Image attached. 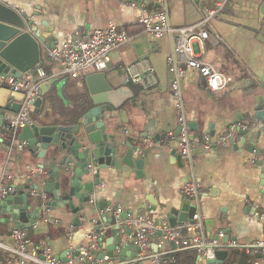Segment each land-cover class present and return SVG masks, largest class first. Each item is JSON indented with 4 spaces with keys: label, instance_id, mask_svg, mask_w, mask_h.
<instances>
[{
    "label": "crops",
    "instance_id": "0c3cea01",
    "mask_svg": "<svg viewBox=\"0 0 264 264\" xmlns=\"http://www.w3.org/2000/svg\"><path fill=\"white\" fill-rule=\"evenodd\" d=\"M218 1L200 0L195 4L192 0H166L162 5L158 0H142L141 6L133 8L130 3L135 2L130 0H5L19 14L34 21L41 32L48 31L53 46L70 40L77 30H104L113 26L135 34L130 42L111 52L103 75L113 90L125 87L129 90L125 95L131 94V98L108 115L106 132L118 143L129 142L138 149L134 158L140 160L141 171L138 176L130 173L125 177L112 169L100 172V184L93 186L95 204H83L76 212L68 206H56L47 207L44 214L42 204L29 205L20 228L11 221L8 212L19 206H7L0 214V264H31L22 262L16 253L17 246L10 234L16 228L24 231L32 245L45 244L53 258L59 261L75 258L73 264H79L76 255L88 245V236L96 222L103 226L112 220L110 227H113L112 211L116 208L130 217L144 216L156 223L166 222L170 227L180 226L183 223L171 211L181 212L186 200L181 188L190 182L199 186L198 211L202 217V230L194 231L190 238L199 237L208 243L222 229L229 236L228 241L235 243L222 264H264V248L262 252L252 249L264 244V177L260 170L264 161L258 153V150L264 152V126L255 118L257 104L260 101L264 104V17L259 16L263 0H227L207 27L206 59L218 72L232 79L228 90L211 92L198 74L178 66L184 70L180 81L183 114L188 125L193 124V131L189 129L195 141L191 162L182 159L175 162L172 155H179L176 144L167 138L178 130V111L170 89L173 73L166 64L172 53V40L168 35L155 40L140 33V29L134 31L140 27V17L153 15L162 7L171 27L192 25ZM48 45L40 46L38 66L52 77L45 82L48 85L40 96L41 104L37 110L32 108L30 118L40 126L70 124L88 103L85 79L92 74L74 79L60 74L47 58ZM142 57L150 61L158 79L157 86L147 91L130 84L123 70ZM8 103L14 104V99ZM230 131L231 135L222 144L220 137ZM145 133L148 134L145 139L160 145L145 146L141 141ZM205 135L210 140L207 151L202 147ZM155 136L158 141L154 140ZM36 162L27 150H13L9 154L6 142L0 150V180L4 178L3 184L13 190L23 187L24 194L31 195L37 188L34 196L39 199L44 194L48 202L50 195L43 189L50 168L45 164L41 169ZM47 188L52 189V183ZM99 205L103 206L102 211ZM190 206H193L191 202ZM43 217L56 223H44ZM117 233L128 250L123 259L117 254L110 259L112 264H153L149 256L138 260V252L126 237L128 230ZM161 236L156 233L151 239L152 256L162 255L173 262L178 254L191 252L192 264H204L191 248H178L165 241L159 249ZM107 238L109 232L105 226L104 239ZM259 253L263 258L256 260ZM185 260L186 256L179 258V262Z\"/></svg>",
    "mask_w": 264,
    "mask_h": 264
},
{
    "label": "built area",
    "instance_id": "2783aa9c",
    "mask_svg": "<svg viewBox=\"0 0 264 264\" xmlns=\"http://www.w3.org/2000/svg\"><path fill=\"white\" fill-rule=\"evenodd\" d=\"M166 0H158L159 4L165 5ZM227 0H219L215 6L206 11L202 18L189 26L171 27L169 24L166 9L160 8L153 15H144L139 18L140 33L146 34L151 38L158 40L164 35H168L172 40V53L167 58L166 64L170 72L173 73V79L170 84L171 94L178 111L177 122L179 132L177 135L168 134L167 138L175 141V151L183 161L191 162L194 150V140L191 139L187 120L183 114V105L180 90V81L184 77V69L198 74L205 83L207 90L215 93L225 92L232 84V79L218 72L214 65L206 59L205 42L208 40L207 27L210 22L217 18ZM140 3H130L135 8ZM135 34H128L123 29H117L109 26L104 30L82 31L77 30L73 33L70 40L58 46H53L47 50V58L58 67L60 74L70 78H77L82 74L103 73L110 61V54L120 46L130 42ZM126 80L143 91L153 89L158 84V79L150 61L145 58H139L123 67ZM52 74H47L45 70L36 66L32 70L15 79L11 77H0V87L9 89L13 93H21L23 98L16 113H7L1 131L6 136L9 154L13 150H23L24 142L18 141V134L26 126L33 124L30 118V112L33 104L40 95V86L46 82ZM264 110V107H263ZM258 122V121H257ZM260 123V122H259ZM222 135L220 141L225 144L227 136ZM145 146H159L158 142L151 139H141ZM209 137H203L202 147L205 151L209 150ZM264 161V153L261 154ZM4 178L0 180V202L8 194L13 192V188L3 184ZM32 191V195H34ZM183 198L192 203L195 208V214L192 222H185L180 226L170 227L166 222L156 223L144 216L130 217L120 208L113 212L114 226L119 230H128L127 239L138 249V260L145 259L147 256L152 258L153 264H165L169 262L162 255H151V239L156 233H161L160 242L157 245L162 249L163 242L170 241L178 248H191L200 258L213 259L216 250H225L234 247L235 243L227 241L225 244L222 239L226 232L218 230L215 239L210 242H204L199 237H191L196 230H202V217L198 211L199 186L193 182L186 183L181 188ZM42 208L46 214L45 195H40ZM90 203L95 204L94 195H90ZM110 211V210H109ZM125 216V217H124ZM42 221L56 223L43 217ZM17 246V255L22 258V262L31 264H73L75 258L67 259L61 262L53 258L45 244L39 246L32 245L26 238L21 229H12L10 231ZM89 242L86 248L76 258L79 264H112L106 256L99 262L96 261L97 254L101 251L97 245L96 234L88 236ZM264 248L263 243L252 247L254 250Z\"/></svg>",
    "mask_w": 264,
    "mask_h": 264
},
{
    "label": "water",
    "instance_id": "95a60500",
    "mask_svg": "<svg viewBox=\"0 0 264 264\" xmlns=\"http://www.w3.org/2000/svg\"><path fill=\"white\" fill-rule=\"evenodd\" d=\"M130 1L140 3L142 0ZM192 1L195 4L200 2V0ZM259 16L261 19L264 17V0L259 9ZM48 33V31L41 32L34 21L29 20L24 14H19L5 0H0V77L18 79L22 74L35 68L40 62V46L45 43H49L48 48L53 46V39ZM85 83L89 95L88 103L81 107L72 123H52L49 126L32 124L23 128L18 136V141L25 143L23 150H27L31 159L37 161V167L43 169L47 164L50 168L46 173L48 180L44 181L43 189L46 195H50L48 202L45 198L48 208L68 206L76 212L83 204H89L93 186L100 184V172L112 169L125 177L130 173L138 176L141 171L140 160L134 158L138 149L129 142L118 143L114 136L106 132L108 115L131 98V94L126 96L124 93L125 91L129 93V90L125 87L113 90L105 81L103 73L88 76ZM47 85L48 83L44 82L40 86V95L33 104L36 110L41 104L40 96ZM22 98L21 93H13L7 88L0 87V150L6 144V138L1 133L5 115L16 113ZM9 99H14V104L10 105ZM263 107V101H260L255 108V118L264 126ZM192 127L193 124H189V129L193 131ZM146 129L149 130L147 127ZM178 132L179 129L175 134L177 135ZM241 134L246 133L241 132ZM147 137L148 134L145 133L143 139ZM154 140L158 141V136H155ZM258 153L264 152L258 150ZM172 157L175 162H181L179 155L174 154ZM260 170L264 177V168L260 166ZM51 183L52 189L48 190L47 187L51 186ZM24 189L28 190L27 187ZM33 191L36 192L37 188ZM13 204L19 207L8 212L11 214V221L20 228L25 209L27 210L29 205L39 207L42 203L40 198L32 194H24L23 187H20L1 200L0 214L7 206ZM183 206L181 212L172 210L171 215L176 217L180 224L192 222L195 208L190 206L188 200H184ZM99 207L102 211L103 206L99 205ZM111 223L112 220H108V224L102 226L97 221L93 228V233L97 236L96 243L103 250L96 256L97 262L104 256L113 260L116 254L123 259L125 251L128 250L127 244L117 233L119 228L110 227ZM105 226H108L109 232L107 239H104ZM228 240L229 236L226 235L222 242L225 244ZM132 247L139 252L135 245ZM230 248L216 250L213 259H201L204 260V264H222L227 259ZM262 250L260 249V252ZM78 256L79 254L76 255ZM133 257L136 258V255ZM262 258V253L255 256L256 260Z\"/></svg>",
    "mask_w": 264,
    "mask_h": 264
},
{
    "label": "trees",
    "instance_id": "16d2710c",
    "mask_svg": "<svg viewBox=\"0 0 264 264\" xmlns=\"http://www.w3.org/2000/svg\"><path fill=\"white\" fill-rule=\"evenodd\" d=\"M140 27H137L134 31H137L139 30ZM186 256V260L184 262H179V258L180 257H185ZM194 260V256H193V253L191 255V252H187V253H180L178 254L175 258H174V261H169V262H166L165 264H192Z\"/></svg>",
    "mask_w": 264,
    "mask_h": 264
}]
</instances>
